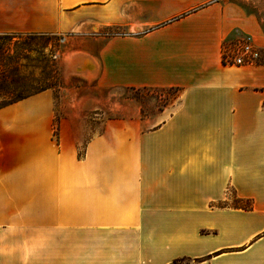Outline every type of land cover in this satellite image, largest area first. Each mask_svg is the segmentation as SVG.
<instances>
[{
  "label": "crops",
  "instance_id": "crops-1",
  "mask_svg": "<svg viewBox=\"0 0 264 264\" xmlns=\"http://www.w3.org/2000/svg\"><path fill=\"white\" fill-rule=\"evenodd\" d=\"M243 1L0 0V36L62 37L98 89L177 92L97 134L49 91L1 108L0 264H264V0ZM240 37L260 61L225 65Z\"/></svg>",
  "mask_w": 264,
  "mask_h": 264
},
{
  "label": "rangeland",
  "instance_id": "rangeland-1",
  "mask_svg": "<svg viewBox=\"0 0 264 264\" xmlns=\"http://www.w3.org/2000/svg\"><path fill=\"white\" fill-rule=\"evenodd\" d=\"M234 1L247 7L243 0ZM64 46L58 36H0V109L49 91L54 123L85 121L95 124L97 134L100 123L133 119L136 109L140 117L156 115L177 95L175 90H100L73 68L74 55L62 56Z\"/></svg>",
  "mask_w": 264,
  "mask_h": 264
},
{
  "label": "built area",
  "instance_id": "built-area-1",
  "mask_svg": "<svg viewBox=\"0 0 264 264\" xmlns=\"http://www.w3.org/2000/svg\"><path fill=\"white\" fill-rule=\"evenodd\" d=\"M57 56L58 53H55L54 58ZM260 58V50L248 38L238 39L222 46V61L225 65L249 66L259 62Z\"/></svg>",
  "mask_w": 264,
  "mask_h": 264
},
{
  "label": "trees",
  "instance_id": "trees-1",
  "mask_svg": "<svg viewBox=\"0 0 264 264\" xmlns=\"http://www.w3.org/2000/svg\"><path fill=\"white\" fill-rule=\"evenodd\" d=\"M174 264H178V262L176 261V262H174Z\"/></svg>",
  "mask_w": 264,
  "mask_h": 264
}]
</instances>
